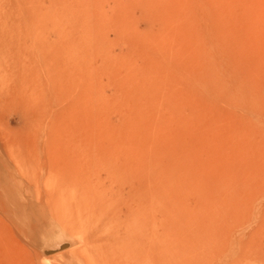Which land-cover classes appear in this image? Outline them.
Listing matches in <instances>:
<instances>
[{
	"label": "rangeland",
	"instance_id": "rangeland-1",
	"mask_svg": "<svg viewBox=\"0 0 264 264\" xmlns=\"http://www.w3.org/2000/svg\"><path fill=\"white\" fill-rule=\"evenodd\" d=\"M125 152L154 162L155 264H264V0H0V264H85L28 183Z\"/></svg>",
	"mask_w": 264,
	"mask_h": 264
},
{
	"label": "bare ground",
	"instance_id": "bare-ground-1",
	"mask_svg": "<svg viewBox=\"0 0 264 264\" xmlns=\"http://www.w3.org/2000/svg\"><path fill=\"white\" fill-rule=\"evenodd\" d=\"M96 158L102 163L94 168L80 172L48 169L37 174L38 181L28 184L50 190L53 205L59 202L61 207H57L66 210L73 227L69 231L79 229L89 264H155L154 162L130 152ZM90 184L98 191H91Z\"/></svg>",
	"mask_w": 264,
	"mask_h": 264
},
{
	"label": "water",
	"instance_id": "water-1",
	"mask_svg": "<svg viewBox=\"0 0 264 264\" xmlns=\"http://www.w3.org/2000/svg\"><path fill=\"white\" fill-rule=\"evenodd\" d=\"M67 243H58V244H55L51 247H48L46 248L44 251H43V254L44 255H50V254H53V253H56V252H59L61 250H64L65 248H67Z\"/></svg>",
	"mask_w": 264,
	"mask_h": 264
}]
</instances>
